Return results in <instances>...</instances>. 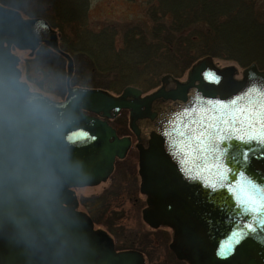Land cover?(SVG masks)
I'll list each match as a JSON object with an SVG mask.
<instances>
[{
	"label": "water",
	"instance_id": "obj_1",
	"mask_svg": "<svg viewBox=\"0 0 264 264\" xmlns=\"http://www.w3.org/2000/svg\"><path fill=\"white\" fill-rule=\"evenodd\" d=\"M15 18L0 7V32L11 33ZM23 33L13 36L18 43L54 46L42 19L28 20ZM15 64L0 53V264L144 263L135 250L116 253L76 204L68 207L70 188L107 179L131 146L83 110L108 120L130 112L151 207L143 220L176 230L171 248L179 259L186 249L189 264H264V212L241 204L251 185L264 188V138L247 139L250 113L264 124V71L256 64L235 80L234 67L220 69L206 57L187 82L165 75L147 97L135 87L118 97L69 88L63 102L31 92Z\"/></svg>",
	"mask_w": 264,
	"mask_h": 264
},
{
	"label": "trees",
	"instance_id": "obj_2",
	"mask_svg": "<svg viewBox=\"0 0 264 264\" xmlns=\"http://www.w3.org/2000/svg\"><path fill=\"white\" fill-rule=\"evenodd\" d=\"M42 1L38 2V6H42ZM49 1V9L54 12V18H50V14L47 16L60 28L61 49L69 53L74 60L75 75L71 79V85L74 86H79L80 83L76 82V79L78 81L81 79L83 82L81 88L85 89H102L117 94L126 87L135 86L147 92L160 86L163 75L172 74L178 78L197 60L207 56L237 61L243 67L256 63L260 69L264 68L261 62L264 60V53L261 48L255 53V50L250 48L255 43L249 41L250 38L253 39L252 30L264 32V25L259 24L256 19L243 20L240 15H243V10L247 6L244 7L242 3L240 8L235 6L234 11L232 6L236 4V0H164L163 8L161 7L159 11L161 14L156 12L152 17L154 23L152 31L149 33L144 27L138 26L127 28L122 34L121 49L115 48L116 33L111 26L96 33L86 30V0ZM22 2L0 0V4L11 8H19ZM43 11L41 9L39 14L30 12L29 15L47 18L45 16L47 10ZM241 22H244L243 26L240 25ZM72 26H79L76 31L78 38L73 40L66 36V30ZM75 41L84 46L81 49L75 48L73 43ZM234 53L233 58L231 55ZM80 57H87L89 63H85V66L80 62ZM39 58L50 66L60 59L45 52L41 53ZM58 64L60 66L57 70L59 74L62 73L63 79L60 89L64 92L65 71L62 68L63 64L59 61ZM140 74L146 77H138ZM124 121L126 115L123 113L115 123L122 124ZM124 131L125 126L121 125L119 133L124 134ZM117 174L122 178V168H118ZM119 186L121 184H118ZM110 192L105 191L103 196H93L87 201L106 200V204H110L112 194ZM151 243L147 234L139 240L131 234L124 238L120 247L139 249L146 253V248ZM171 258L175 264H184L176 261L172 255Z\"/></svg>",
	"mask_w": 264,
	"mask_h": 264
},
{
	"label": "rangeland",
	"instance_id": "obj_3",
	"mask_svg": "<svg viewBox=\"0 0 264 264\" xmlns=\"http://www.w3.org/2000/svg\"><path fill=\"white\" fill-rule=\"evenodd\" d=\"M22 1L23 2L20 4L19 8L24 10L25 13L30 14V12H32V14H39L41 9H43L44 11L48 10L50 18H54V12L49 9V0H43L41 2L43 3L41 7L38 6V2L40 0ZM51 2L53 3V1ZM163 2L164 0H86V30L96 33L100 32L103 28H108L111 26V28H114L116 33L114 38L115 48L121 49L123 45L122 34L127 28L138 26L144 27L147 32L152 31V25L154 24L152 17L154 14H156V12L159 13L161 10L160 8L164 4ZM242 3H244V7H247L243 10V15H240V17L243 20L251 19L255 21L256 19L259 24L264 25V0H236V4H234L232 7L234 8L235 6H238V8H240ZM157 9L158 11H156ZM165 9H168V7H165ZM233 10L236 11L235 8ZM160 14L161 13H159V15ZM168 17L169 15L167 14V18ZM240 25L243 26L244 22ZM77 28H79V26H72L70 29H67L66 36H70L72 40L74 38H78L76 33L78 30ZM72 29H74V31ZM252 31H254V34L252 35L253 39L250 38V40H248L254 42L255 44L250 46V48L255 50V53L257 52L258 48H261L260 50L264 53V32L262 30L261 32H256L257 30ZM73 43L74 47L77 49H81L84 46L83 44H80L76 41ZM12 51L19 58L18 69L20 71V75L18 78L20 82L29 86L32 91L41 92L51 99L59 100L63 98V92L58 90L63 81L61 76L62 73L59 74V71L57 70V67L60 66L58 64L59 61L61 64H63L62 68L65 71L66 80L67 65L63 59H57L56 63L50 66V64L44 62V60L43 62L39 60L37 56L34 57L35 54H30V52L27 50H17L13 48ZM231 56L234 58L235 53ZM223 57L226 56L223 55ZM213 60L218 68L222 69L234 67L236 69V72L233 76L235 80H240L242 78L244 68L249 66L246 64L247 66L243 67L242 64L238 63L237 61L227 60L224 58H213ZM88 61L89 60L87 57H80V62L85 64L89 63ZM196 62H198V60ZM261 62L264 65V60ZM189 70L190 68L185 70L180 75V77H178L180 81L186 80ZM260 70H264V68H261ZM73 75H75V67L74 70H72V77ZM138 77L144 78L146 75L140 74ZM174 78L177 79L175 76ZM76 80V82L80 83L79 86L82 87V80ZM150 91L152 90H149L146 93H149ZM136 154L137 150L133 148V150L130 152L129 159L134 162L135 169L137 171L138 158ZM113 180L114 189L112 188L111 190L112 194L110 196V204H106V200H90L86 203V205L81 203L80 209L88 213L89 216L94 219L96 229H101L108 232L109 224V235L115 240V242L119 243V246L121 245L120 243H123V240L127 235L134 234L136 239L139 240V238L147 234L149 240L152 241V243L146 248L145 255L147 264H175V261L172 260L168 251V244L170 242V240L167 241L168 235L162 233L159 231V229L157 231L152 230L142 219V210L144 208L142 201L145 200V196L141 194L142 192H139V179L137 178V189H134L131 185H129V182L131 184L132 182L129 181L130 179L128 177H113ZM112 183L113 181L110 179L108 182L99 184L97 186L80 188L76 191V194L79 199L93 196H103L104 191L109 189ZM118 184H121V186L118 187ZM128 186H131V188ZM107 200L109 201V196Z\"/></svg>",
	"mask_w": 264,
	"mask_h": 264
},
{
	"label": "flooded vegetation",
	"instance_id": "obj_4",
	"mask_svg": "<svg viewBox=\"0 0 264 264\" xmlns=\"http://www.w3.org/2000/svg\"><path fill=\"white\" fill-rule=\"evenodd\" d=\"M0 7L3 8L4 10V13H12V14H15V16H17L16 19V22H15V25L11 26L13 30H10L11 33L9 31H2L0 32V53L2 51H6L9 55H11L13 57V59L16 61V64H15V68L18 70V73L20 75V71L18 69V64H19V58L18 56H16L14 53H13V48L14 49H19V50H27L30 52V54H35L34 57H38L39 58V55L43 52L49 54L50 56H56L57 58H61L65 61L66 64H69V57L71 58V60H73V58L70 56L69 53L63 51L61 49V45H60V28L57 27L56 25H54L51 20L49 19V13H48V10L47 12H45V17H42V16H38V15H29V13H25L24 10H22L21 8H11V7H7V6H4V5H0ZM48 9V8H47ZM23 12V13H21ZM25 13V14H24ZM25 15V16H24ZM31 19H42L44 20L48 25L49 27L54 31L55 33V42H54V46L53 45H49L48 43L46 42H39V43H35L34 41L32 42H22V43H18L14 37H27L24 33H23V29H24V25L26 24V22L28 20H31ZM6 29V28H5ZM22 32V34L20 33ZM14 36V37H13ZM18 37V38H19ZM31 44H34L33 46H31ZM44 50V51H43ZM69 56V57H68ZM40 60V58H39ZM185 81L187 82V80H184L181 82L182 83H185ZM67 82V81H66ZM65 91L63 92L62 89H60L59 87V91L60 92H63L62 96L63 98L62 99H51L49 97H47L45 94L41 93V92H36V91H32L29 87V90L31 92H34V93H37L41 96H43L44 98L46 99H49L50 101H53V102H63L67 99L68 95H69V88L71 89H80V90H97V89H85V88H81L79 86H73L69 83V88L67 86V83H65ZM161 86V85H160ZM159 86V87H160ZM159 87H157L156 89L150 91L149 93H144L142 95V97H147L149 96L150 94H152L154 91H157L159 89ZM105 92H107V94H111L115 97H118L121 93H113V92H109L107 90H103ZM153 108V107H152ZM83 113L85 115H87L88 117H93V118H97V119H101L102 121H106L108 125H110L116 132L117 136L119 138H124V137H129L131 138V146L130 148L128 149V151L126 152L125 154V157L123 159H118L116 158L115 161H114V165H113V169L112 171L109 173V176L107 177V179L105 180H102V181H99V182H94L92 184H85V185H82V186H76V187H73V188H70V190L73 192V196H74V202L71 203L68 207L70 206H74L75 205V210L77 212H80L82 214L85 215V217L90 221L91 223V228L94 232H103L105 234V238L106 240L108 241V245H109V241L111 242L114 250L116 253H119V252H125V251H131L132 249H126V248H121L119 246V243L115 242V240L109 235V224H108V232L105 231V230H101V229H96L95 228V222H94V219L89 216L88 213L84 212L83 210L80 209V205L81 203L86 205V203L88 202L87 199H89L90 197L88 198H81L79 199V197L77 196L76 194V191L80 188H85V187H93V186H97L99 184H102V183H106L108 182L110 179L113 181V183L111 184V187L105 191H111L112 188L114 189V180H113V177H117L119 178V175L117 174V171H118V168H122V172H123V177H128L132 182V184L129 182V185L132 186V188L134 189H137V178L139 179V192H141V185H142V178H141V175H140V169H139V154H138V151H137V158H138V170L136 171L135 169V164L134 162H132L129 158H130V152L134 149H136V137L134 136L133 134V131L131 129V114L129 111L127 110H123L121 111V113L113 120H108L106 118H103V117H99L97 114L93 113V112H90V111H87V110H83ZM125 114L126 115V121H124V123L120 124V123H115V120L121 115V114ZM146 116V115H144ZM123 125L125 126V131H124V134L123 133H119V128L120 126ZM130 131V132H129ZM134 144V145H133ZM134 146V147H133ZM137 150V149H136ZM126 176H125V175ZM131 186H128L129 188H131ZM104 191V192H105ZM142 195H144L143 193H141ZM145 196V200L142 201L143 205H144V208L142 210V219H143V212L150 207V205L148 204V197L146 195ZM86 200V201H85ZM139 201V200H138ZM67 206V205H66ZM144 221V220H143ZM145 222V221H144ZM146 223V222H145ZM147 224V223H146ZM148 225V224H147ZM152 230L154 231H157L159 229V231H161L162 233L168 235L167 236V241L170 240L169 244H168V251L169 253L174 257V259L178 262H181V263H184V264H189V261L187 259V257L189 256V253L186 249H184L182 251V256L183 258L182 259H179L177 257V254L173 251V249L171 248L172 244L174 243L175 239H176V230L169 226V225H165V224H160L158 227H151L150 225H148ZM134 251V250H133ZM135 251H137L143 258V261L144 263L143 264H147V260H146V253H144L143 251L139 250V249H135Z\"/></svg>",
	"mask_w": 264,
	"mask_h": 264
},
{
	"label": "snow or ice",
	"instance_id": "obj_5",
	"mask_svg": "<svg viewBox=\"0 0 264 264\" xmlns=\"http://www.w3.org/2000/svg\"><path fill=\"white\" fill-rule=\"evenodd\" d=\"M225 106V102H218ZM231 103H235L232 101ZM246 119L249 121V132L247 139H259L264 138V124H261L259 120L256 119L255 113H250ZM255 121V123H253ZM259 128V131H256ZM235 131V129H233ZM219 138V137H218ZM237 139H245L243 135L236 137ZM241 204L246 206L250 212H264V188H260L256 185H251L250 188L245 193L244 198L241 200ZM247 227L251 228V225Z\"/></svg>",
	"mask_w": 264,
	"mask_h": 264
}]
</instances>
